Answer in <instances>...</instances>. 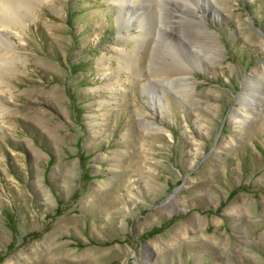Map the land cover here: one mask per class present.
Listing matches in <instances>:
<instances>
[{"label":"rangeland","instance_id":"1","mask_svg":"<svg viewBox=\"0 0 264 264\" xmlns=\"http://www.w3.org/2000/svg\"><path fill=\"white\" fill-rule=\"evenodd\" d=\"M115 2L0 31V264H264V0Z\"/></svg>","mask_w":264,"mask_h":264},{"label":"bare ground","instance_id":"2","mask_svg":"<svg viewBox=\"0 0 264 264\" xmlns=\"http://www.w3.org/2000/svg\"><path fill=\"white\" fill-rule=\"evenodd\" d=\"M37 2H46L49 0H0V31L4 28L9 27H19L22 25L21 18L22 16L27 13V10H29V6ZM116 1V7L118 10V17L120 19V22L130 24V22H136V25L139 26L143 31L147 28V22L144 18V14H136V10L130 7V4H137L140 3V0H114ZM151 4L153 0H150ZM212 3H216V0H211ZM205 3V2H204ZM196 9L193 10V8H190V11H192L191 17L192 21L197 22L198 25V43L205 48L206 51H208L210 54H214V51L217 50V44L213 38V35L206 31V26L204 24H200L202 21V14H200L197 10V3L194 4ZM206 5V3H205ZM154 6V5H153ZM159 15V14H158ZM123 28V26H120ZM155 27V25H154ZM153 27V28H154ZM200 27V29H199ZM148 29V28H147ZM6 34V33H5ZM4 35L0 36V71L7 68V64L13 61H17L18 59H21L18 51H16L7 41L4 39ZM190 42V41H189ZM194 42V41H193ZM257 80L253 76H249L246 80V83L244 85V88L242 90V93L240 95V98L238 100L240 104L239 111H243V108L245 107V103L248 100V93L249 89H253L250 87H253V85H256ZM259 102V100H258ZM242 119L245 118V116H241Z\"/></svg>","mask_w":264,"mask_h":264}]
</instances>
